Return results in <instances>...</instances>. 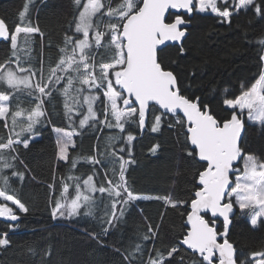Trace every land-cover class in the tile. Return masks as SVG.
<instances>
[{
	"label": "snow or ice",
	"instance_id": "obj_1",
	"mask_svg": "<svg viewBox=\"0 0 264 264\" xmlns=\"http://www.w3.org/2000/svg\"><path fill=\"white\" fill-rule=\"evenodd\" d=\"M32 2L28 0L20 11L21 22L14 31L0 18V41L6 43L11 52L0 63V121L10 133L6 140L0 138V217L7 221L19 219L6 202L15 205L20 213L29 211L14 195L16 189L11 183V177H18L20 181L25 178L14 163L17 160L24 163L17 146L29 147L28 140L20 137L42 123L47 115L46 103L51 101L54 92H59L64 97V115L70 130L53 127L57 161L68 163L69 149L75 148L73 137L98 125L117 129L122 135L109 136L107 144L111 147L119 139L125 145L119 151L131 155L136 136L126 125H136L143 133L151 117L152 133L162 131L165 119L169 121V128L179 126L186 155L196 165V171L192 195L188 200L177 201L170 196L134 193L125 173L128 165L135 161L125 160L116 151L110 153L114 158L109 161L111 169L106 168L98 156L73 158L72 169L84 159L93 166L100 165L106 173L110 170L112 175H105L106 186H98L93 182V175H89L83 180V188L79 177L69 175L68 180L76 181L74 195L69 193L70 185L66 182L59 196L55 194V185L49 184L50 200H54L53 219L71 218L82 209L85 216H93L97 210V192L101 196L106 194L111 201V214L105 211L107 219L104 220L110 227L116 226L126 207L135 201L162 200L166 207L183 209L185 231L166 256L153 248L151 251H155L156 256L150 252L147 261L141 260V264H173L182 251L199 257L193 264H264V250L253 251L250 257L241 259L228 238L237 209L248 218L251 228L264 227V159L246 153L241 144L245 115L248 121L264 130V67L250 87L242 85L239 95L224 96L221 108L224 115L221 116L213 112L210 105L201 103L200 97L193 99L185 95L179 77L158 55L162 50L160 46H170L168 42H173L171 46L178 43L180 54L185 53L183 40L187 28L183 26L191 22L194 14L210 12L219 18L218 22L229 24L233 16L242 11L244 14L254 12L264 19V0H73L78 14L74 15L63 44L58 46L59 58L54 65L49 64L46 77L42 58L38 70L28 63L33 37L43 36L27 16ZM260 43L264 53V40ZM22 52L27 60L22 59ZM259 61L264 62V54L259 55ZM25 97L30 107L23 106ZM97 104L102 105L103 118L94 107ZM85 107L86 113L82 112ZM74 116L81 117L78 127ZM158 147L154 145L150 151L155 154ZM8 170H11L10 175ZM221 220L222 231L218 227ZM159 228V224L155 228L149 224L143 239H155ZM103 230L107 233L109 228ZM4 236L7 237V233ZM8 244V239L0 238V248ZM137 255H144L139 243L124 258L132 264ZM179 264H184L183 256Z\"/></svg>",
	"mask_w": 264,
	"mask_h": 264
},
{
	"label": "trees",
	"instance_id": "obj_2",
	"mask_svg": "<svg viewBox=\"0 0 264 264\" xmlns=\"http://www.w3.org/2000/svg\"><path fill=\"white\" fill-rule=\"evenodd\" d=\"M26 3L28 0H0V18L7 22L11 30L14 31L21 22L19 13ZM76 14L73 0H33L29 6L27 16L33 26L40 28L43 36L36 34L33 37L28 63L38 70L42 58L45 77L49 64L54 65L59 58L58 46L63 44ZM190 20L183 41L185 53L180 54V46L170 45L162 48L158 55L179 77L185 95L193 99L200 97L201 103L210 105L213 112L222 116L224 96L234 98L239 95L242 85L250 87L264 67V62L259 61V55L264 54L260 43L264 40V19L254 12L244 14L242 11L233 16L231 24L218 22L219 18L211 13H197ZM10 55L9 46L0 41V63ZM21 57L27 60L23 52ZM24 99L23 106L30 107L28 98ZM94 107L103 118L102 105ZM46 112L42 123L35 126L31 133L25 132L20 137L28 140L29 147L17 146L19 158L24 163L19 160L14 163L18 171L24 172L25 178L20 181L18 177H11V183L16 189L14 195L29 211L20 213L14 205H9L19 219L13 222L0 220V238L9 241L5 248H0V264H128L124 257L134 250L137 243L142 245L144 255H137L132 264H141V260L146 262L150 252L155 257L156 252L151 251L153 248L166 256L170 247L179 243L181 233L185 231V218L181 216L183 209L166 207L162 200L141 199L127 206L116 226L110 227L104 220L107 219L105 211L111 214V201L106 194L101 196L97 192V210L93 216H85L82 209L79 215L57 220L51 214L54 200H50L52 189L48 185H55L56 196H59L65 182L70 185L69 193L74 195L76 181L68 180L69 175L80 180L93 175L94 183L106 186L104 177L106 174L111 177L110 170L106 173L100 165L93 166L84 159L80 160L76 169H72L70 161L76 157L98 156L105 167L111 169L109 161L114 158L110 153L116 151L125 160L135 161L128 165L125 173L134 193L188 200L194 187L196 165L186 155L179 126L169 128V121L165 119L162 131L152 133L151 117L148 129L143 133L136 125H126L127 130L136 136L131 155L119 151L125 146L119 139L111 147L107 144L109 136L122 135L117 129L102 125L96 129L88 128L83 130L82 135L74 137L75 148L70 149V160L66 163L56 159L57 145L53 133V127L70 130L64 115V97L59 92H54L51 101L46 103ZM82 112L86 113V107ZM80 118L73 117L77 127ZM8 123L11 128V121ZM3 124L0 121V138L6 140L10 133ZM244 126L241 144L245 152L264 159V130L245 118ZM154 145H159L155 154L150 151ZM116 167L118 171V164ZM10 172L8 170L9 175ZM149 224L153 228L159 224V234L153 240H144ZM218 227L223 230L221 221ZM104 228H109V231L105 233ZM94 235L98 238L94 239ZM228 238L241 259L250 257L253 251L264 250V227L251 228L247 217L242 216L239 209L232 218ZM180 247L183 248L182 245ZM180 256L184 257V264H193L199 259L182 251L176 255L173 264H179Z\"/></svg>",
	"mask_w": 264,
	"mask_h": 264
},
{
	"label": "rangeland",
	"instance_id": "obj_3",
	"mask_svg": "<svg viewBox=\"0 0 264 264\" xmlns=\"http://www.w3.org/2000/svg\"><path fill=\"white\" fill-rule=\"evenodd\" d=\"M210 13V12H209ZM204 14H206V13H204ZM74 28V27H73ZM25 66H26V64H25ZM246 120H247V122H249V123H252V122H250V121H248V118H247V115H245V117H244ZM38 125V124H37ZM36 125V126H37ZM65 130H68V129H65ZM53 133H54V136H55V139H56V133L53 131ZM73 140H74V137H73ZM70 149H71V147H70ZM70 149H69V151H70ZM62 162H65V161H62ZM76 168H77V166H76ZM75 168V169H76ZM241 168H242V161H241ZM87 179V178H86ZM83 180H85V179H83ZM83 180H80V183H81V187L83 188ZM94 182V181H93ZM6 203H8V205H11V203L10 202H6ZM15 206V205H14ZM62 219H64V218H57V220H62ZM248 219V218H247Z\"/></svg>",
	"mask_w": 264,
	"mask_h": 264
},
{
	"label": "water",
	"instance_id": "obj_4",
	"mask_svg": "<svg viewBox=\"0 0 264 264\" xmlns=\"http://www.w3.org/2000/svg\"><path fill=\"white\" fill-rule=\"evenodd\" d=\"M188 25V24H187ZM187 25H185V26H183V27H187ZM186 36H187V33H186ZM186 38V37H185ZM184 38V39H185ZM184 41V40H183ZM169 43V45H172V43L173 42H168ZM175 45H178V46H180L178 43L177 44H175ZM161 47V49L162 48H164L165 46H160ZM182 115V114H181ZM244 131H245V126H244V128L242 129V133H241V136H242V139H243V136H244ZM242 139H241V142H242ZM210 215V214H209ZM0 220H3V221H6V222H13V221H7V220H4L2 217H0ZM221 222H222V220H221ZM221 242H222V239H221ZM191 251V250H190Z\"/></svg>",
	"mask_w": 264,
	"mask_h": 264
},
{
	"label": "bare ground",
	"instance_id": "obj_5",
	"mask_svg": "<svg viewBox=\"0 0 264 264\" xmlns=\"http://www.w3.org/2000/svg\"><path fill=\"white\" fill-rule=\"evenodd\" d=\"M222 239V238H221Z\"/></svg>",
	"mask_w": 264,
	"mask_h": 264
}]
</instances>
